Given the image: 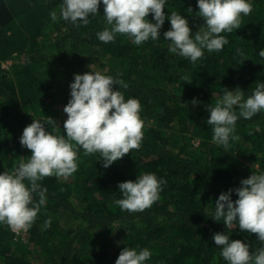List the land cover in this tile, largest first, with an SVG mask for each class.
<instances>
[{"label": "trees", "instance_id": "trees-1", "mask_svg": "<svg viewBox=\"0 0 264 264\" xmlns=\"http://www.w3.org/2000/svg\"><path fill=\"white\" fill-rule=\"evenodd\" d=\"M252 4L239 29L222 33L229 43L193 63L168 52V20L156 41L137 46L118 34L104 43L96 37L106 26L102 4L87 25L74 26L51 20L60 0H0V172L31 155L19 138L33 118H50L48 130L65 134L63 108L75 73L100 71L125 81L121 91L139 100L145 121L141 147L109 167L99 153L77 146L72 175L40 181L47 199L25 239L0 225V264H115L124 247L148 248L147 264H227L212 239L225 228L211 213L221 192L264 171V113L240 118L239 139L224 149L211 140L205 105L214 106L224 88L239 87L246 98L264 81V0ZM164 11L186 16L193 32L203 27L196 0H167ZM193 98L200 102L195 107ZM144 172L167 181L159 200L142 212L121 211L114 203L122 198L118 183ZM49 217L51 226L42 229ZM230 239L247 241L252 251L264 246L255 233L238 229Z\"/></svg>", "mask_w": 264, "mask_h": 264}, {"label": "clouds", "instance_id": "clouds-1", "mask_svg": "<svg viewBox=\"0 0 264 264\" xmlns=\"http://www.w3.org/2000/svg\"><path fill=\"white\" fill-rule=\"evenodd\" d=\"M101 4L106 26L96 32L99 41L113 42L118 34L127 35L137 46L148 40L156 41L168 20L170 28L163 32L168 52L193 63L202 59L205 52H220L229 43L222 33L239 29L243 16L249 15L253 8L252 0H196L198 16L204 23L195 32L186 16L175 11L169 15L164 11L167 0H60L59 15L51 11V20H64L74 26L87 25L91 15L100 13ZM149 13L151 19H148ZM259 55L264 57V48ZM114 85L119 87L114 88ZM69 88L70 99L63 108L67 114L63 123L65 134L48 130L50 118H33L19 138L21 146L31 150V155L26 161L21 160L14 171L0 172V225H7L17 234L32 227L46 202L47 188L40 181L53 175L67 178L77 170V146L86 155L99 153L105 168L141 147L145 127L141 104L135 97L125 99L121 91L128 88L125 81L91 70L75 73ZM198 103L196 98L191 100L194 107ZM205 107L206 123L212 127V142L228 149L230 141L239 139L235 135L237 121L264 113V81L257 82L246 98L239 87L224 88L215 105ZM166 183L163 177L144 172L135 180L118 183L122 198L114 203L121 211L142 212L159 200ZM233 192L237 196L235 200ZM37 196L38 201L34 199ZM211 217L224 225L225 231L213 233L212 239L227 264H264V246L252 251L247 241L230 239L233 229H238L255 233L256 239L264 242V171L252 172L240 180L238 187L221 192ZM50 226L49 217L44 220L42 229ZM151 256L146 247L139 250L124 247L115 264H147Z\"/></svg>", "mask_w": 264, "mask_h": 264}, {"label": "rangeland", "instance_id": "rangeland-1", "mask_svg": "<svg viewBox=\"0 0 264 264\" xmlns=\"http://www.w3.org/2000/svg\"><path fill=\"white\" fill-rule=\"evenodd\" d=\"M10 64H11V61H6V62L3 63V67L9 66ZM25 232L26 231L20 233V234H22V236H23L24 239H25Z\"/></svg>", "mask_w": 264, "mask_h": 264}]
</instances>
